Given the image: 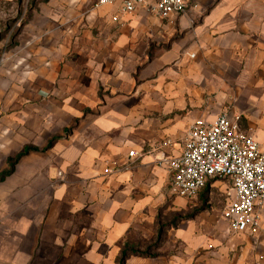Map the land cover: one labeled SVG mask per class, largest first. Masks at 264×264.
I'll return each mask as SVG.
<instances>
[{"label": "crops", "instance_id": "obj_1", "mask_svg": "<svg viewBox=\"0 0 264 264\" xmlns=\"http://www.w3.org/2000/svg\"><path fill=\"white\" fill-rule=\"evenodd\" d=\"M186 1L165 20L31 9L0 57V264H264V210L259 233L233 234L232 184L223 210L190 214L200 194L174 196L169 170L190 127L224 113L264 147V0Z\"/></svg>", "mask_w": 264, "mask_h": 264}, {"label": "built area", "instance_id": "obj_2", "mask_svg": "<svg viewBox=\"0 0 264 264\" xmlns=\"http://www.w3.org/2000/svg\"><path fill=\"white\" fill-rule=\"evenodd\" d=\"M117 2L126 14H133L141 7L164 20L191 9L186 0H99L96 7ZM184 145L183 154L169 163L171 193L192 200L212 181L227 180L235 197L223 215L232 233L244 229L252 235L259 233L260 212L264 210V147L242 129L239 119H231L228 113L222 114L214 124L196 122L187 132ZM134 156V152L129 154L131 158ZM122 171L114 163L105 174L113 176Z\"/></svg>", "mask_w": 264, "mask_h": 264}, {"label": "rangeland", "instance_id": "obj_3", "mask_svg": "<svg viewBox=\"0 0 264 264\" xmlns=\"http://www.w3.org/2000/svg\"><path fill=\"white\" fill-rule=\"evenodd\" d=\"M32 1L23 0L22 4H17L15 1H0V57L14 46L16 35L30 17ZM41 1L43 0H36L35 2L40 3ZM217 183H220L221 188L215 187L213 184L208 185L197 197V200L193 199L194 201L190 205L191 208L193 207L190 208V214L197 211L201 212L205 208L217 214L226 207V201L229 198L228 188L231 184L229 181Z\"/></svg>", "mask_w": 264, "mask_h": 264}, {"label": "trees", "instance_id": "obj_4", "mask_svg": "<svg viewBox=\"0 0 264 264\" xmlns=\"http://www.w3.org/2000/svg\"><path fill=\"white\" fill-rule=\"evenodd\" d=\"M35 1H36V0H33V1L31 2L32 8H34V7L36 6V4H37ZM46 1H48V0H43V1H41V2H46ZM15 2H16L17 4H22L23 0H15ZM30 151H33V150H32V149H27V150L25 151V154H23V156H25V155H26L27 153H29ZM21 157H22V156H20V157L17 159L16 162H18V161L20 160ZM16 162H11V167H13V166L15 165ZM9 174H10V172H7V173L3 174L1 180L4 179L5 177H7ZM157 244H158V241H157L156 244H154L153 246L149 247L146 251L136 250V251H133L132 253H134V254H136V255H141V256H146V257L148 256V257H150V256H152V254H151V248L154 247V246H156ZM127 253H128V252L125 251V252L123 253V256L126 257V256H127ZM122 264H123V263H122Z\"/></svg>", "mask_w": 264, "mask_h": 264}]
</instances>
